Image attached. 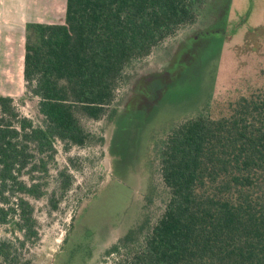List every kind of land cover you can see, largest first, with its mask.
<instances>
[{
	"label": "trees",
	"instance_id": "trees-1",
	"mask_svg": "<svg viewBox=\"0 0 264 264\" xmlns=\"http://www.w3.org/2000/svg\"><path fill=\"white\" fill-rule=\"evenodd\" d=\"M204 1L66 0L63 24L27 25L26 96L38 117L0 96V264H30L24 251L39 237L30 200L47 196L57 210L72 189L63 170L48 193L56 143L86 145L81 120H99L127 67L195 24ZM233 106L219 119H185L157 145L164 212L144 215L113 247L125 250L115 264H264V93Z\"/></svg>",
	"mask_w": 264,
	"mask_h": 264
},
{
	"label": "rangeland",
	"instance_id": "rangeland-1",
	"mask_svg": "<svg viewBox=\"0 0 264 264\" xmlns=\"http://www.w3.org/2000/svg\"><path fill=\"white\" fill-rule=\"evenodd\" d=\"M58 11L65 17V6ZM25 85L24 79L23 92L12 98L23 116L37 119L38 100L26 96ZM260 93L264 0H205L196 25L127 67L113 104L99 120H81L91 136L86 145L67 150L56 143L48 193L56 191L59 171L67 170L73 186L57 210L47 196L30 200L39 237L27 244L24 260L115 264L125 250L112 255L113 247L121 246L144 215L154 222L164 212L168 194L157 154L164 136L201 113L227 116L240 98ZM150 185L156 194L149 201ZM5 235L6 228H0V237Z\"/></svg>",
	"mask_w": 264,
	"mask_h": 264
},
{
	"label": "crops",
	"instance_id": "crops-1",
	"mask_svg": "<svg viewBox=\"0 0 264 264\" xmlns=\"http://www.w3.org/2000/svg\"><path fill=\"white\" fill-rule=\"evenodd\" d=\"M62 5L66 11V0H0V96L23 92L27 25L63 24Z\"/></svg>",
	"mask_w": 264,
	"mask_h": 264
},
{
	"label": "flooded vegetation",
	"instance_id": "flooded-vegetation-1",
	"mask_svg": "<svg viewBox=\"0 0 264 264\" xmlns=\"http://www.w3.org/2000/svg\"><path fill=\"white\" fill-rule=\"evenodd\" d=\"M198 22V21H197ZM197 22L195 23V24H193V25H190V26H194V25H196L197 24ZM144 86V85H143ZM140 87H141V85H140ZM145 87V86H144ZM142 88V87H141ZM144 89V88H143ZM134 94H136V91H134V93H133V96H134ZM118 110V109H117ZM115 115H116V113L114 114V117H113V121L115 120Z\"/></svg>",
	"mask_w": 264,
	"mask_h": 264
},
{
	"label": "built area",
	"instance_id": "built-area-1",
	"mask_svg": "<svg viewBox=\"0 0 264 264\" xmlns=\"http://www.w3.org/2000/svg\"><path fill=\"white\" fill-rule=\"evenodd\" d=\"M26 45V44H25ZM24 68H25V63H24Z\"/></svg>",
	"mask_w": 264,
	"mask_h": 264
}]
</instances>
